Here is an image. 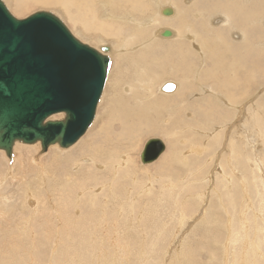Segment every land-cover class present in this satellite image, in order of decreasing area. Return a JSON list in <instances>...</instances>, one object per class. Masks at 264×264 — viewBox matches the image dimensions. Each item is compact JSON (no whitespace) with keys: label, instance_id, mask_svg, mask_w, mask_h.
Returning <instances> with one entry per match:
<instances>
[{"label":"rangeland","instance_id":"1","mask_svg":"<svg viewBox=\"0 0 264 264\" xmlns=\"http://www.w3.org/2000/svg\"><path fill=\"white\" fill-rule=\"evenodd\" d=\"M2 1L16 18L48 10L81 42L114 49L94 121L72 147L63 152L50 145L41 153L36 145L18 144L25 145L22 160L15 151L12 162L0 152V264H264V57L254 55L264 45L240 49L257 33L253 10L264 0H229L246 17L232 29L238 39L230 47L227 40L214 47L211 31L203 44L197 36L220 25L208 24L212 19L226 28V17L212 5L220 0ZM162 6L176 7V16L159 15ZM160 22L180 37L157 35L137 47ZM183 29L196 32L193 42ZM191 43L201 48L198 55L208 50L207 58L191 48L184 55ZM170 64L177 70H168ZM198 66L208 68L209 82L191 79ZM138 67L145 68L143 76ZM167 80L178 86L174 98L159 91ZM182 93L191 94L181 100ZM90 137L98 138L93 152L92 145L80 146ZM150 138L161 139L165 150L143 164L140 153ZM191 143L204 144L203 152H190ZM115 156L114 168L90 162ZM23 158L29 159L24 165ZM73 159L82 166L74 168ZM118 162L123 167L114 174Z\"/></svg>","mask_w":264,"mask_h":264},{"label":"water","instance_id":"2","mask_svg":"<svg viewBox=\"0 0 264 264\" xmlns=\"http://www.w3.org/2000/svg\"><path fill=\"white\" fill-rule=\"evenodd\" d=\"M110 63L53 13L16 18L0 0V148L6 156L16 141L40 142L41 152L75 144L94 120ZM60 111L61 119L47 117ZM164 150L160 139L150 138L140 160L153 162Z\"/></svg>","mask_w":264,"mask_h":264},{"label":"bare ground","instance_id":"3","mask_svg":"<svg viewBox=\"0 0 264 264\" xmlns=\"http://www.w3.org/2000/svg\"><path fill=\"white\" fill-rule=\"evenodd\" d=\"M36 1V0H35ZM44 1H46V2H49V1H52V0H44ZM75 2H76V4L77 5H79L78 4V1L77 0H74ZM89 1H91V0H89ZM94 3H96V1H99V2H102V0H92ZM158 0H154V2H157ZM186 3H188V4H190V1L191 0H184ZM183 1V2H184ZM241 2H247L248 0H240ZM4 2V1H3ZM6 2V1H5ZM153 2V3H154ZM159 2V1H158ZM163 2H164V0H163ZM214 2V1H213ZM159 3H161V2H159ZM174 3V2H173ZM5 4V3H4ZM6 5V4H5ZM18 5L20 6V5H22V2H19L18 3ZM68 5V6H67ZM169 5V4H168ZM172 5V4H171ZM176 5V4H175ZM192 5V4H191ZM191 5H189V6H185V11L186 10H188V11H190V10H192L191 9ZM212 5H216L220 10L218 11L220 14L222 13V15H224L225 17H226V21H225V25H227L226 26V28H224V26L223 27H221L222 26V24L224 25V23H222L221 24V22L223 21L222 19H212V20H209L208 21V24H211V23H213V24H219L220 23V25H218V26H215V28H210V27H208V26H206V28H203L202 30H201V33L200 34H198L197 36L198 37H200V43L201 44H203V42H204V40H205V38H208L207 37V31H211L212 32V35H213V38H212V44H213V46L215 47L216 46V43H219L220 45H222L223 44V42H224V40H227V43L230 41V43H232L233 42V40L235 41V40H237L238 39V34L236 33V32H234L233 33V31H232V29L233 28H235V26H236V24H240V23H238L237 21H245L246 20V17L245 16H243L242 14H241V12L239 11V10H237L236 8H235V6H234V4L233 3H231L229 0H220V1H218L216 4H212ZM262 5L263 4H261V3H258L257 4V6H256V8L254 7V10H253V15H252V17H256V19H258V21L257 22H255V32H257L254 36H250L248 39L247 38H244V40H243V44L240 46V49H242V48H245L246 50H248L249 48H250V50H252L253 49V45L254 44H261V45H264V41L262 40V38L260 37V35L261 34H264V33H262V31L264 30V15L263 14H261V10H260V8L262 7ZM88 6H90V5H88ZM87 6V7H88ZM154 6V5H153ZM7 7V6H6ZM65 9L66 8H70L69 7V4H65L64 6H63ZM163 7V6H162ZM188 7H190V10H189V8ZM156 8V7H155ZM263 8H264V5H263ZM175 9H176V7H174V6H164L162 9H159V11H158V13H159V15H162V16H164V17H166V18H168V17H174V16H176V12H177V10L175 11ZM194 9H197L196 7L194 8ZM158 10V9H157ZM44 11H48V10H44ZM88 11H90V10H88ZM149 12V11H148ZM198 12L200 13V14H204V11H199L198 10ZM54 14V13H53ZM212 14H214V13H212ZM211 14V15H212ZM55 15V14H54ZM121 15V14H120ZM123 15V14H122ZM125 15V14H124ZM182 15V14H181ZM194 14H192V16H193ZM196 15V14H195ZM216 15V14H215ZM57 16V15H56ZM58 17V16H57ZM194 17V16H193ZM59 18V17H58ZM60 19V18H59ZM113 19H116V17L115 18H113ZM210 19V18H209ZM224 20H225V18H223ZM61 20V19H60ZM208 20V19H207ZM62 21V20H61ZM215 21H218V23H215ZM63 22V21H62ZM156 22H158V19L156 20ZM64 23V22H63ZM65 24V23H64ZM149 25V24H148ZM150 25H151V23H150ZM185 25H187V23L185 24ZM141 26H145L144 24H142ZM147 26V25H146ZM214 26V25H213ZM67 27V26H66ZM165 26H163V24L160 22L159 24H158V26L154 29V31L149 35V36H144V35H142V38H141V40H140V42L138 43V46L137 47H141V48H143L144 46H147L148 44H151V40H153L154 39V37H156L157 35V37H160V38H163V37H165V38H171V37H174V36H176V37H180V34L175 30H172V29H169V28H164ZM68 28V27H67ZM224 29H226V31H224ZM235 30V29H234ZM252 30V29H251ZM76 31V30H75ZM84 32V31H83ZM82 30L81 29H77V31H76V33H79L80 35H83L82 33ZM182 32H183V34L185 35L184 37L185 38H187L188 40H191L192 42H193V34L194 33H196L195 31H193V32H187L185 29H183L182 30ZM238 32H239V30H238ZM231 33H232V38H231ZM241 33V32H240ZM254 33V32H253ZM97 38H99V41H102L103 40V38H102V36H100V35H98V37ZM160 38H156L157 39V41H161L162 42V39H160ZM133 39H134V35L133 36H131V37H129V38H127L125 41H124V43H123V45H122V47H126V46H128V43H133ZM165 41H169V40H165ZM82 43H84V44H87V43H85V42H82ZM122 43V42H121ZM229 44V43H228ZM88 46H90L89 44H87ZM108 46V48H109V50L106 52V51H103L102 49H101V47H107ZM90 47H92V48H94L95 50H98L99 52H101V53H103V54H107V56H109L110 55V53L112 52V49H114V44H113V46H110V45H107V44H105V45H103V46H99V47H93V46H90ZM136 47V48H137ZM229 47H230V44H229ZM194 49L195 51L196 50H200V52H201V48L200 47H198L197 45H195V44H193V43H191V45H190V47H186L185 49H184V51H183V54L184 55H188V54H191V53H193V51L191 50V49ZM121 51H123V50H121ZM124 52V51H123ZM119 53V52H118ZM195 54V56L197 57V58H199V59H201L202 58V56H203V58L204 59H206L207 58V54H208V50H205L203 53H202V55L201 54H199L198 55V53H197V51L194 53ZM260 54H262V56L264 57V51L263 50H260V51H257V53H254V55L255 56H258V55H260ZM110 57V56H109ZM256 58V57H255ZM115 59V58H114ZM111 60H112V58H111ZM259 63H261V58H260V56H259V58H256V65L258 66L259 65ZM264 63V62H263ZM110 65H111V63H110ZM247 65H250V66H252V64H250L249 62L247 63ZM169 69L168 70H173V71H176L177 70V65H175V64H170L169 66ZM110 70V69H109ZM140 70V76H143L145 73H146V70H145V68L144 67H142V68H140V67H138V69H137V71H139ZM136 71V72H137ZM172 71V72H173ZM205 71V72H204ZM204 71H203V69L202 68H200L199 66L198 67H196L195 68V71L193 72V74H192V80H194V79H196L197 77H201V79H202V81H204V82H209L210 80H209V78H208V76H207V71H208V68H206V69H204ZM108 73H109V71H108ZM181 73H182V71H179V75H181ZM176 74V73H175ZM202 74H204L205 76L204 77H202ZM177 75V74H176ZM153 76H155V75H153ZM107 77H108V74H107ZM107 79V78H106ZM152 76H151V78H150V82L152 81ZM167 83H171V84H173L174 85V88H173V90L172 91H164L163 89H162V87H163V85L164 84H167ZM164 84H160L159 85V91H160V93H162L163 94V96L165 95L166 97H169V98H174V95H173V93H175V92H177L178 93V86L174 83V82H172V81H170V80H167ZM105 86V85H104ZM127 90H129V88L127 87L126 88ZM203 89V92H201V91H198L199 93H200V96H204L205 95V93H206V90L204 89V88H202ZM103 90H104V88H103ZM103 90H102V93H101V96H102V94H103ZM148 90V92H150V90L149 89H147ZM178 90V91H177ZM262 92V91H261ZM176 93V94H177ZM191 94V93H190ZM189 94V95H190ZM259 93H257L256 95H258ZM188 95V96H189ZM248 95V92H247V94H246V92H244V96H247ZM255 95V96H256ZM260 95V94H259ZM154 96V95H153ZM164 96V97H165ZM188 96H184L183 95V93H182V95H181V100H183L184 98L186 99V98H188ZM255 96H253L252 98H254ZM165 97V98H166ZM194 98H196L197 97V95H195V96H193ZM259 97V96H258ZM101 98V97H100ZM164 98V99H165ZM256 98H257V96H256ZM150 99H152V97L151 96H148V100H150ZM220 99H222L221 97H216V100H220ZM244 100V99H243ZM99 101H100V99H99ZM99 101H98V103H99ZM225 103H226V101L225 100H223ZM158 103H163L161 100H158L157 101ZM245 104V102H243L241 105H240V109H243L244 108V105ZM97 106H98V104H97ZM137 111V110H136ZM232 111H234V110H229L228 112H232ZM257 111H260V110H257ZM132 113H134L133 111H132ZM258 113V112H257ZM186 115H188V114H186ZM56 116H58V117H56ZM63 116H64V114H63V111H60V113H57V115L56 114H51V115H49V116H47L48 118L50 117V119H61V118H63ZM95 116H96V113H95ZM245 117V116H244ZM95 118V117H94ZM247 120V119H246ZM94 121V120H93ZM93 123V122H92ZM241 124V123H240ZM92 125V124H91ZM90 125V126H91ZM254 125H259V122L258 121H256V122H254ZM113 126V125H112ZM89 129V128H88ZM87 129V130H88ZM239 131V130H238ZM93 136V135H92ZM261 136H262V134H261ZM111 137V136H110ZM95 138V139H94ZM238 138L240 139V140H242L243 142L245 141V137H244V135L243 134H240L239 136H238ZM80 139V138H79ZM98 139V138H97ZM96 139V137H90V138H86V139H84L83 141H82V143L80 144V146H83V144H87V147L86 148H88L90 145H92V143L94 142V140L96 141L97 140ZM161 140V139H160ZM162 141V140H161ZM162 143H163V141H162ZM184 143V142H183ZM18 144H23L22 142H19V141H16L14 144H13V146H12V150H11V154H10V156L9 157H7V159L9 160V162H12L13 161V158H14V155H15V151H17L16 153H17V155H16V159H17V161L19 160V161H21L22 160V158H21V153H22V150H23V148H24V146L25 145H36V146H32V147H35L36 148V150L40 147V149H41V144H40V142H35V143H32V144H25V145H18ZM99 144V143H98ZM103 144V143H102ZM164 144V143H163ZM74 145V144H73ZM73 145H71L70 147H72ZM204 145V144H203ZM202 144L200 145V144H197V143H191V146H190V152H197V153H202L203 152V150H202V146H203ZM55 146H57L58 148H57V150L59 149V150H61V151H63V149H68V148H70V147H67V148H62V147H59L58 146V144H54L53 145V147L55 148ZM101 147V146H100ZM83 148V147H82ZM86 148H84V149H86ZM95 148H97L96 147V145H92L91 146V151L93 152L94 151V149ZM1 149V148H0ZM127 149L128 148H125V150H126V152H127ZM236 149V146H235V144H232V148H231V153H234V150ZM35 150V149H34ZM78 150H80V149H78ZM0 152H5V151H3V149H1L0 150ZM40 152H41V150H40ZM55 152V151H54ZM64 152V151H63ZM42 153V152H41ZM41 153H39L38 155H40ZM5 154V153H4ZM58 154V153H57ZM141 154V153H140ZM71 156L73 155V153L72 154H70ZM161 155V154H160ZM181 155V154H180ZM197 155V154H196ZM186 156V155H185ZM123 158V160L125 159V157H126V155H123L122 156ZM28 158H30V157H28ZM72 158V157H71ZM114 158H116V156L115 157H112V158H110V159H108V160H106V159H104V158H98V159H96L95 161H93L92 160V157H91V164L92 163H94L95 164V166L96 167H100V165H106V164H109V165H111V166H113V165H116V163H117V161H113V159ZM120 158H121V156H120ZM129 157L127 156V159H128ZM178 160H180L182 163H185L186 161H187V158L186 157H180V156H177L176 157ZM35 159H39V157L38 158H36L35 157ZM81 159V158H80ZM80 159L79 160H76V159H73V160H71L72 161V163H73V167L74 168H77V167H79L80 166V164H81V166H82V162H80ZM90 159V158H89ZM130 159V158H129ZM27 160H29V159H27ZM26 158H23V165L26 163ZM58 160V159H57ZM98 160H102L101 162H99ZM117 160V159H116ZM35 161V160H34ZM84 162H85V160H83ZM35 162H37V161H35ZM35 162H33L34 164H38V163H35ZM107 162V163H106ZM111 162H112V164H111ZM121 163V164H120ZM124 162H118V164H120V166H117V169H115L114 170V174L116 173V172H118V168L119 167H123V164ZM145 164H149V163H145ZM14 165V164H13ZM12 165V166H13ZM38 166V165H37ZM103 167V166H102ZM115 166H113V168H114ZM40 168V167H39ZM125 168L127 169V170H129V171H132L133 169H132V166H130L129 164H126L125 165ZM40 171H41V169H40ZM40 171H38V172H40ZM239 173H241V172H239ZM3 176V175H2ZM52 177H53V180L55 179V176H56V173H53L52 175H51ZM14 176H12V178H13ZM55 181V180H54ZM77 200H76V203L78 202V200H79V198H76ZM31 205V204H30ZM56 211L58 212L59 210L58 209H56ZM242 220H244V218H241ZM52 264V263H51Z\"/></svg>","mask_w":264,"mask_h":264},{"label":"snow or ice","instance_id":"4","mask_svg":"<svg viewBox=\"0 0 264 264\" xmlns=\"http://www.w3.org/2000/svg\"><path fill=\"white\" fill-rule=\"evenodd\" d=\"M173 88H174V85H172V84H169V85L166 86V90L167 91H172Z\"/></svg>","mask_w":264,"mask_h":264}]
</instances>
